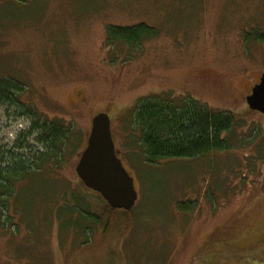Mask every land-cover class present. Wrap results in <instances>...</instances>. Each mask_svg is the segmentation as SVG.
Listing matches in <instances>:
<instances>
[{
  "label": "rangeland",
  "instance_id": "1",
  "mask_svg": "<svg viewBox=\"0 0 264 264\" xmlns=\"http://www.w3.org/2000/svg\"><path fill=\"white\" fill-rule=\"evenodd\" d=\"M137 24L156 35L107 41L109 26ZM255 38L264 39V0H0V80L21 86L0 104V151L42 152L28 133L42 118L72 127L78 144L15 185L0 264H264V114L246 102L264 72ZM151 95L233 113L228 146L147 164L126 111ZM99 112L137 189L130 221L118 213L106 231L78 213L71 225L57 216L84 187L74 168ZM99 196L85 195L98 215Z\"/></svg>",
  "mask_w": 264,
  "mask_h": 264
},
{
  "label": "trees",
  "instance_id": "2",
  "mask_svg": "<svg viewBox=\"0 0 264 264\" xmlns=\"http://www.w3.org/2000/svg\"><path fill=\"white\" fill-rule=\"evenodd\" d=\"M155 35L154 29L144 24L132 27L109 26L106 32L110 44L120 42L126 45H138L144 38ZM254 41L264 42V39L255 38ZM20 92V85L10 79L0 80V104L9 105L16 101ZM126 112L133 131L138 133L135 142L139 155L147 164L166 158H196L224 149L228 145L222 135L230 132L234 121L233 113L214 112L196 100H189L181 107L161 100L158 95L140 98ZM31 114L34 116L35 112L31 110ZM30 127L28 133L35 134V141L43 148L42 152L36 150L31 159H24L7 151H0V220L2 206L13 195L14 187L19 181L29 178L34 172H40L45 162H62L67 148L77 149V137L73 134L72 127L63 125L58 120H33ZM81 151L82 149L79 150ZM85 190V186L80 185L77 192L71 195V200L58 209L57 216L70 215L66 225H71L70 219L75 213L80 214L88 223L101 227L103 231L117 225L118 213L125 214L126 221H130L131 210L111 209L107 204L99 215L89 212L85 200L89 190Z\"/></svg>",
  "mask_w": 264,
  "mask_h": 264
},
{
  "label": "water",
  "instance_id": "3",
  "mask_svg": "<svg viewBox=\"0 0 264 264\" xmlns=\"http://www.w3.org/2000/svg\"><path fill=\"white\" fill-rule=\"evenodd\" d=\"M250 109L264 114V72L246 97ZM85 148L75 171L85 188L97 192L112 209L131 210L137 201L134 179L117 156L109 114L99 112L90 121Z\"/></svg>",
  "mask_w": 264,
  "mask_h": 264
},
{
  "label": "flooded vegetation",
  "instance_id": "4",
  "mask_svg": "<svg viewBox=\"0 0 264 264\" xmlns=\"http://www.w3.org/2000/svg\"><path fill=\"white\" fill-rule=\"evenodd\" d=\"M262 74H263V72L261 73V75H262ZM261 75H260V77H261ZM260 77L258 78L257 82L254 83V85L251 87V89H250V93H251L253 87L259 83ZM250 93H249V94H250Z\"/></svg>",
  "mask_w": 264,
  "mask_h": 264
}]
</instances>
